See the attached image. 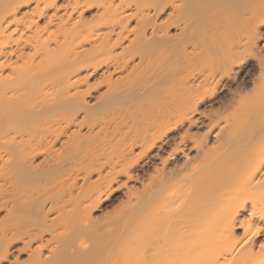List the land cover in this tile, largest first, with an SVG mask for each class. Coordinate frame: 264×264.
<instances>
[{
  "label": "bare ground",
  "instance_id": "bare-ground-1",
  "mask_svg": "<svg viewBox=\"0 0 264 264\" xmlns=\"http://www.w3.org/2000/svg\"><path fill=\"white\" fill-rule=\"evenodd\" d=\"M0 264H264V0H0Z\"/></svg>",
  "mask_w": 264,
  "mask_h": 264
},
{
  "label": "rangeland",
  "instance_id": "rangeland-1",
  "mask_svg": "<svg viewBox=\"0 0 264 264\" xmlns=\"http://www.w3.org/2000/svg\"><path fill=\"white\" fill-rule=\"evenodd\" d=\"M94 12H95L94 8L89 10V11H86V13L84 14L85 18L90 19L94 15ZM224 84L228 85V84H232V83L230 81H228V82H224ZM226 90H227L226 86L224 88L222 87L221 89H219L218 93L220 91L223 93L227 92ZM223 116H224V113H221L219 115V118H221ZM121 189H119L118 191H115L111 195V197H109L108 199L102 200L99 203V205L96 206L97 208L93 209L92 216H93V218L95 217L94 219H96V221L98 220L97 221L98 225L100 223V225L103 224L104 226H107V223L109 224L110 222H111L110 224H112V222H114L115 220H118L119 215L123 214L122 210H123L124 205L122 203L125 202V199H124L125 197L123 196L124 191H123V189L122 190ZM121 204H122V206H121ZM117 223L119 224V221L118 222L116 221V224ZM103 225H101V226H103ZM113 227H115V226H113ZM20 259L22 261H23V259H25L23 254L20 255Z\"/></svg>",
  "mask_w": 264,
  "mask_h": 264
}]
</instances>
